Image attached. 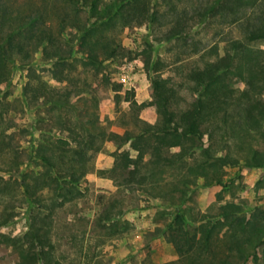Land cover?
<instances>
[{"label": "rangeland", "instance_id": "obj_1", "mask_svg": "<svg viewBox=\"0 0 264 264\" xmlns=\"http://www.w3.org/2000/svg\"><path fill=\"white\" fill-rule=\"evenodd\" d=\"M2 1L24 14L34 8L44 9L49 14L45 19L47 25L54 26L59 23V14L64 7L63 0ZM188 1L155 0L158 23L111 27L107 34L116 37L123 56L105 60L96 71L80 63L69 67L59 65L56 74H66L70 79L68 86L54 78L52 63L39 52L30 60L34 68L32 72L17 68L0 99V176L11 183H32L34 174L45 169L34 154L44 151L55 138L68 134L65 128L57 126V122L85 123L92 119L94 125L107 135L119 136L135 135L147 123L157 122L159 117L148 93L153 76L167 79L177 92V106L187 107L196 96L187 75L190 70L201 68L208 58L202 55L204 51H194L204 47L208 50L214 45L222 48L232 40L243 39L234 17L226 16L212 19L200 29L192 28L189 36L193 44L186 45L183 40L158 41L174 16L188 8ZM78 20L82 24L85 17ZM28 79L43 83L45 92L57 89L63 93L70 88L73 92L77 89L86 92L69 111L53 112L47 105L25 101L23 86ZM224 80L235 90L243 86L232 75ZM119 85L122 92L133 91L129 103L114 98L112 90ZM230 126L232 124L228 123L223 128ZM223 133L215 134L211 149L218 158L228 155L239 160L237 167L226 166L216 159L206 161L199 150H193L182 162L167 167L149 164L145 160L143 169L155 173L153 180L144 191L134 195L122 194L114 209L110 204L121 193L127 176L115 166L114 155L129 150L135 157L136 153L128 144L119 148L120 141L106 139L101 142L99 149L88 153L85 172L72 194L68 195L70 199L56 207L50 219L56 264H178V255L169 242V235L175 230V226L169 228L173 222L172 213L178 208L191 206L200 215H217L228 205H233L235 210L239 208V216L243 213L253 220L245 223L246 236H251L245 244V250L251 255L247 264H264V167L244 164L253 157L264 158V140H253L242 134L229 139ZM30 151L33 158L29 157ZM202 162L206 165L200 166ZM189 176L198 179L189 183L186 195L172 190L171 186H182L183 178L189 179ZM51 196L52 191L48 188L41 194L46 204ZM3 207L0 199V220ZM108 210L112 219L104 221ZM35 212L36 209L24 207L10 225L0 227V233L22 241L29 226L36 222L33 219ZM44 214L46 211L42 210L40 215ZM200 215L193 219L186 213L192 224L201 218ZM222 229L225 231L226 225ZM216 246L219 252L226 248L223 241ZM17 251V246L0 242V264H18ZM231 260L235 262L236 259Z\"/></svg>", "mask_w": 264, "mask_h": 264}, {"label": "trees", "instance_id": "obj_2", "mask_svg": "<svg viewBox=\"0 0 264 264\" xmlns=\"http://www.w3.org/2000/svg\"><path fill=\"white\" fill-rule=\"evenodd\" d=\"M188 2V8L174 16L158 41L183 40L186 45L193 44L189 36L192 28L200 29L210 20L226 16L234 17L243 39L232 40L222 48L214 45L208 50L204 47L194 51H204L202 55L208 58L201 68L192 69L187 75L196 95L187 107L177 106V92L167 79L153 76L148 93L159 117L157 122L147 123L139 133L126 136L107 135L94 125L92 119L85 123L57 122V126L65 128L68 134L55 138L44 151L34 154V158L43 162L45 169L34 174L32 183H11L0 176V199L4 205L0 227L10 225L18 217L19 210L26 206L37 210L33 214L36 222L29 226L22 241L0 233V242L17 246L18 264H56L50 219L56 207L70 199L68 195L72 194L85 172L88 153L99 149L104 140L120 141L119 148L128 144L136 153L135 157L129 150L118 151L114 155L115 166L125 171L127 176L121 193L110 204L111 209L115 208L122 194L134 195L151 183L155 173L143 169L146 161L172 166L199 150L206 161L216 159L226 166L237 167L239 160L228 155L222 158L215 156L211 149L215 134L220 131L222 135L225 132L229 139L242 134L253 140H264V0ZM63 3L59 23L54 26L47 25L45 19L49 14L44 9L34 8L29 14H24L0 0V99L17 68L33 71L30 60L37 52L52 63L51 72L55 74L59 65L69 67L76 63L96 71L105 60L123 56L116 37L107 34L111 27L159 22L155 0H108L105 3L103 0H63ZM81 17H85L82 24L78 22ZM16 60L19 63L16 64ZM61 75L56 74L54 78L68 86L70 79L66 74ZM229 75L240 80L243 85L240 90L225 82ZM35 83L29 79L25 82V101L47 105L53 112L69 111L86 92L84 89L73 92L71 88L63 93L57 89L45 92L43 83ZM120 88L119 85L112 90L114 98L118 102L129 103L133 91L122 92ZM228 123L232 126L224 129ZM170 150L172 152L166 154ZM29 157L33 158V152L30 151ZM244 162L249 167H264L263 156ZM203 165L206 163L202 162L200 166ZM183 179L182 186L175 184L171 187L173 191L186 195L189 183L198 178ZM46 188L52 191L47 204L41 198ZM184 207L172 213L173 222L169 224V228L175 226L169 242L178 255V264L248 263L251 255L245 250V244L251 236H246L245 227L253 220L243 213L239 216L241 210H235L233 205L222 208L223 211L217 215H200L194 212L193 207ZM42 210L46 211L43 216L40 215ZM187 212L193 219L199 215L201 218L194 224L189 223ZM111 215L108 210L104 221H111ZM225 225L224 231L222 226ZM222 241L226 248L220 253L216 243ZM231 259L236 260L232 262Z\"/></svg>", "mask_w": 264, "mask_h": 264}]
</instances>
